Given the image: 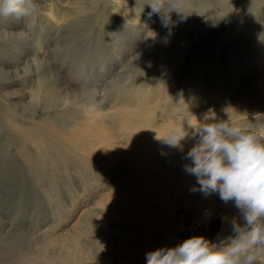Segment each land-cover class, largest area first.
<instances>
[{
	"label": "rangeland",
	"instance_id": "1",
	"mask_svg": "<svg viewBox=\"0 0 264 264\" xmlns=\"http://www.w3.org/2000/svg\"><path fill=\"white\" fill-rule=\"evenodd\" d=\"M32 4L0 16V264H146L230 235L233 203L191 191V130L157 138L206 114L264 132V0H182L170 28L146 0Z\"/></svg>",
	"mask_w": 264,
	"mask_h": 264
},
{
	"label": "clouds",
	"instance_id": "2",
	"mask_svg": "<svg viewBox=\"0 0 264 264\" xmlns=\"http://www.w3.org/2000/svg\"><path fill=\"white\" fill-rule=\"evenodd\" d=\"M146 3L152 9L149 16L158 14L166 28L174 23L173 11L183 14L182 0ZM33 7L32 0H0V16L19 17ZM186 125L184 131L174 128L157 139L182 149L181 142L191 130L197 139L185 157L190 160L185 171L196 178L191 191L205 197L218 194L223 203H233L238 215L222 217V222L230 225L231 234L218 243L193 236L176 246L147 252L146 264H264V132L230 117L218 120L208 114Z\"/></svg>",
	"mask_w": 264,
	"mask_h": 264
},
{
	"label": "bare ground",
	"instance_id": "3",
	"mask_svg": "<svg viewBox=\"0 0 264 264\" xmlns=\"http://www.w3.org/2000/svg\"><path fill=\"white\" fill-rule=\"evenodd\" d=\"M110 138H112V137H110ZM115 149V148H114ZM116 152H117V150H116ZM105 153H107V151H102V153H101V155H103V154H105ZM109 155H113V153H111V154H109ZM113 160L112 159H110V162H112Z\"/></svg>",
	"mask_w": 264,
	"mask_h": 264
}]
</instances>
